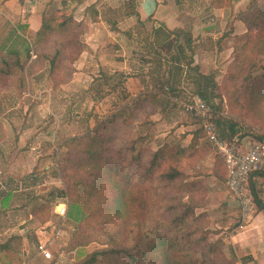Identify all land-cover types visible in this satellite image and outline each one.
Returning a JSON list of instances; mask_svg holds the SVG:
<instances>
[{
    "label": "trees",
    "instance_id": "1",
    "mask_svg": "<svg viewBox=\"0 0 264 264\" xmlns=\"http://www.w3.org/2000/svg\"><path fill=\"white\" fill-rule=\"evenodd\" d=\"M222 2L214 0L212 4L219 6ZM68 3L69 0H62L59 8L41 13L40 27L31 42L17 35L19 46L0 44V91L13 90L15 97L20 98L40 63L48 64L53 89L73 78V63L84 48L79 37L87 31V24L84 18H74ZM98 16L96 11L91 20L97 21ZM239 19L246 31L232 37L234 56L221 79L224 94L232 92L236 98L239 116L250 120L255 116V104L262 102L259 95L264 92V65L260 64L264 57V0L243 12ZM138 22L145 27L144 22ZM150 28L145 38L147 49L155 51L157 57L167 49L170 54L164 58L171 62L173 79H177L183 70L181 62L189 66L192 62L182 56L179 41L186 39L189 44L190 38L185 32L181 35L164 25L151 24ZM114 75L121 77L119 85L129 76L118 72ZM204 80L212 90L217 85L213 79ZM197 93L209 99L210 94ZM128 124L122 114L112 113L98 120L92 129L65 140L66 150L58 160L57 175L64 183L61 196L67 200V217L79 224L62 250L89 249L77 256L73 264H236L235 257H228L217 242L209 239L208 214L197 213L206 205L208 188L191 179L188 171L206 155L199 146V138L205 135L203 127L194 131L188 147L179 145L169 153L161 148L139 149ZM0 131L4 138L1 125ZM212 175L226 182V165L217 152ZM260 176L264 177V172ZM251 191L255 212L264 210V201L253 183ZM51 208V202L45 201L35 206L32 214L45 223ZM89 226H99L97 230L105 239L102 235L89 236ZM92 243L97 246L91 248Z\"/></svg>",
    "mask_w": 264,
    "mask_h": 264
},
{
    "label": "crops",
    "instance_id": "2",
    "mask_svg": "<svg viewBox=\"0 0 264 264\" xmlns=\"http://www.w3.org/2000/svg\"><path fill=\"white\" fill-rule=\"evenodd\" d=\"M21 1L3 0L1 10H4L3 14L6 17L15 19L17 22L16 24L13 23L14 28L10 34L13 33L15 38L19 35L28 39V35H34L40 27L42 12L37 6L33 7L32 4L27 6L26 0H24L25 6H22L23 2ZM77 1V3L82 2L81 0ZM97 1L99 0L87 3L86 7L95 4ZM213 1H133L134 11L138 16L137 19L144 22L146 27L151 26V24L155 27L164 25L169 30L177 31L178 34L183 35L182 32H185L186 38H190L189 44L185 42L186 39L179 41L182 56H186L189 58L187 61L191 59L192 62L190 66L181 62L183 70L178 74L177 79H173L170 61L167 62L161 57H148L147 50L145 51L143 48H141L142 51L135 50L134 41L130 40L135 34L128 31L124 34L127 37L125 44L113 43L115 44L113 49L115 53L104 52V48L107 47L108 43L96 44L98 49L94 50L100 63H96L95 67H92V59L95 56L92 51L95 44L88 41L90 48H87L76 62L77 72L73 77V81L79 79L78 75L83 74L80 70L81 67L77 66L78 64H81L83 68L89 66L92 70L90 73L94 76H97L95 73L100 71V67L112 73L117 71L129 75L123 83L124 87L121 88V96H105L97 102L95 107L99 106L103 111L109 108V110L104 111L106 117L118 112L124 118L129 119L131 112L134 116L135 112L140 113L142 106L147 103L153 104L155 109L152 111L154 114L151 119L155 122L149 123L151 127L149 132L143 133L142 131L137 138L149 137L148 134L152 133L154 129H163L166 123L178 118L177 113L174 114L172 111L179 98L180 88H184L182 84H184L185 79H193L190 85L195 84L194 88L197 92L212 91L211 84L209 85L207 81L205 84L204 79L219 78L218 75L223 72L220 68L227 66L232 59V37L241 35L246 31L244 24L238 17V13L243 10L242 4L245 6L246 0H231L229 5L226 4L227 0H223L219 6H214ZM42 2L43 10L45 8L50 9L53 6L56 8L61 6V0H42ZM35 3H40V0H35ZM35 7H37V10ZM95 8L98 10V18L102 19L103 12H105L102 9H105V7L103 6L100 10L97 9V6ZM24 10L29 12L27 19L20 16ZM85 14L89 18L88 13ZM129 18H132L130 14ZM100 23L103 24V21L101 20ZM14 29L16 30L14 31ZM105 32L106 30L101 33L104 35ZM101 33L96 32V35L98 36ZM144 40L141 41L142 45H145ZM2 43L9 46L11 41ZM13 45L17 47L19 43ZM130 48L133 49L130 50ZM138 48L140 49V46ZM138 55L140 58H149L145 60L146 64L141 62L142 60L137 57ZM146 66H153L154 69L148 73L149 75L143 76ZM193 67H195V70L191 69ZM157 72L159 76H157ZM144 77L148 79H144ZM29 80L27 91L20 97L22 100L20 101L18 97L14 96L15 102L21 103L19 106L26 105L29 100L28 97L32 95L31 83L33 79ZM159 81H168L169 94L158 93L156 85ZM109 82L112 85L117 83L114 79H110ZM95 84H93V87L96 91L95 94H97L98 88L94 86ZM6 92L15 95L13 90L2 91L0 94ZM93 112L95 113V111ZM159 115H164L165 118L160 121ZM181 121L182 119H179L172 125H177L174 137L178 136L179 140L181 139V143H177L181 147H188L193 138L195 127L186 123L179 124ZM19 133L20 131L16 130V136L13 140L0 141V264H12L10 260L14 257L19 258L20 262L18 264H61V258L72 252L62 250L68 240L66 236L63 237L65 233L67 235V231L61 228L67 218L68 206L66 198L61 196V191H63L61 180L52 167L54 162L56 167L55 155L58 152L56 151L57 154L54 152L53 157H51L52 151H45V147L50 146L51 142L44 144L42 140L38 139L29 141L27 138H22V136H25V132L20 135ZM167 134L168 132L159 134L162 136L161 140L165 139ZM59 138L56 135V141ZM153 142L155 143V141ZM57 145L61 149V142H58ZM199 146L204 148L206 155L196 166L198 171L195 172L194 169H191L188 173L191 179L202 182L208 188L204 211L209 215L211 229L215 228L218 231L214 236V240H219L225 252L236 258L237 264H264V210L255 212L249 222L245 224L237 222L235 219L239 209L229 207L228 202L232 198L226 189L225 183L220 182L212 175L216 151L213 147L210 148L208 141L204 138L199 139ZM253 184L256 190H259L260 197L264 199V177L255 176ZM45 201L52 204L51 216L45 223H41L32 214V209ZM62 205L67 208L64 216L57 213ZM39 242L48 243V249L53 257L58 252L56 259H46L39 254L37 251Z\"/></svg>",
    "mask_w": 264,
    "mask_h": 264
},
{
    "label": "rangeland",
    "instance_id": "3",
    "mask_svg": "<svg viewBox=\"0 0 264 264\" xmlns=\"http://www.w3.org/2000/svg\"><path fill=\"white\" fill-rule=\"evenodd\" d=\"M81 1L82 2L77 3L78 2L77 0H69V3H68L69 6L67 8L68 9L73 8V16H76L77 18V19L75 18L76 20L80 21L84 18V21L87 24V31L81 34L79 38L81 39V42L84 45L83 52H85L87 48H90V46L88 45V41H91L92 44H95L93 47L92 54L95 55L96 57L94 56L92 59V67H95L96 63H100L97 59V54L95 52V50L98 49L96 48V44L97 43H103V44L108 43L107 47L104 48L105 49L104 52L110 53V54L115 53L113 52V49L115 46V44L113 43H119L121 45L125 44L127 37L124 34L127 33L128 31L131 33L133 32L135 34L130 39L131 41H134V44L133 43L132 44L135 46V50L137 49V51H140V50L142 51L141 48H143L145 51L147 50L149 54V56L148 55L146 56L152 57V58L157 57V53L155 51H152L151 49L149 51L147 49V46L142 45L141 43L143 39L145 38L147 39V32L151 30L150 28L151 26L149 25L148 27L146 26L144 27L139 24L138 22L139 20L137 19L138 16L137 14H135L134 7H133L134 0H105L104 2H102L103 0H99L95 4H91L90 6H87V7H86V4L91 3L94 0H88L86 3L84 2L85 0H81ZM259 1L260 0H246L245 6L242 4L243 10L238 13V17L243 12L249 11L252 8H254L255 5ZM2 2L3 0H0V43L11 41V44H9V46L15 43L18 45L19 43L18 37L15 38V35L13 33L10 34L12 29L14 28L13 23L16 24L17 22L15 19L6 17V15L3 14L4 10H1ZM21 2H23L22 6H25L24 0H22ZM25 3L27 6L31 4L33 5V7L37 6L38 9L41 10L42 13L43 12L50 13L52 10L56 9V7L53 6L50 9L45 8L43 10L42 0H40V3H35V0H26ZM230 3H231V0H230ZM96 6L98 7L97 9L99 10L104 6L105 9L103 8L102 10H105V12H103L102 19H98L97 21H92L91 17L96 11H98L95 8ZM37 7H35L36 10H37ZM84 7L86 8L84 9ZM28 13L29 12H27V10H24L20 16H23L24 18L27 19L29 15ZM85 13H88L89 18L87 17ZM129 14L130 16H132V18H129ZM101 20L103 21V24L100 23ZM105 30L106 32L103 35L102 33ZM96 32L97 33L102 32V33L98 34L97 36ZM34 36L35 34L28 35L27 40L31 42L34 39ZM121 38L123 39L121 40ZM138 46H140V49L138 48ZM131 49L133 48H130V50ZM161 53L163 55L160 54L159 57H162L164 60H165L164 57L170 54V52H168L167 49H164L163 52ZM231 55L233 58L234 51ZM137 57H139V55ZM148 57L147 58L139 57V58L142 60L141 62L143 64L144 63L146 64L145 60H148L149 59ZM32 58L33 59L35 58L34 54L32 55ZM79 58L75 60L73 63L76 69V72H77L76 62L79 60ZM260 64L264 65V57L262 58V61ZM77 66L81 67L80 70L81 72H83V74L81 73L80 75H78L79 79H74L73 81V78H72L69 82L62 84L58 89H53L52 88L53 83L48 74V64H45V63L38 64L36 66L37 71L34 72L29 77V79H33L32 83L34 84L31 83V90H32L31 94L32 95L28 97L29 100L26 103V105L24 104V105L19 106L21 103L15 102V98H14L15 95H12L7 92L4 94H0L1 95L0 96V113H1L0 114V125L3 131L5 132L4 138L0 136V138H2L0 139V141H3L5 139L6 141L13 140L14 136H16L15 135L16 130H19L20 131L19 135L25 132L26 134L25 136H22V138L24 139L27 138L29 141L38 139V140H42L44 144L51 142L50 146L47 145L45 147V151L47 150L52 151L51 157H53L54 152L56 154L58 152V154L55 155L56 156V167L54 164L55 162L52 164L53 169L56 170V174L58 170L57 168L58 160L62 157V155L64 154L66 150V147L64 145L65 140L69 137H72V135L76 136V135H81L85 133L87 129H92L98 120L105 118L106 112L104 111L109 110V108L104 109V111L99 106L96 108L95 106L97 102L101 101L102 98H105V96H109V97H112V96L115 97L116 95L118 97L121 96V93H122L121 88L124 87L123 84L119 85V80L121 77L118 75L117 76L114 75V73H116L117 71L112 73L109 70H105V69L103 70V68L100 67L99 68L100 71L98 72L96 71L95 73V75L97 74V76H94L93 74L90 73V71L92 70L89 66L87 68L86 67L83 68L81 64H78ZM227 66L225 67L223 66L222 68H220L223 72L218 75L219 76L218 79H213L214 82L217 83L216 87H214V89L211 92L204 91L206 92L207 95L210 94L208 100H205L201 96H199L196 89L194 88L195 84L193 86L190 85L193 82V79H185L184 84H182L184 88H180L179 98L176 101V104L172 111L174 114L177 113L178 118L176 120L170 121L169 123H166L163 126L164 127L163 129H160V130L154 129L152 133L148 134L149 137L146 136L144 137V139H142L141 137H140L141 139L137 138L140 135L139 133H142V131L143 133L149 132V130L151 129L149 123L155 122L151 119V116L154 114L152 113V111L155 109V106L151 103H147L145 106H142L140 113L135 112L133 116V112H131L129 119L127 118L126 119H127V122L130 123L128 124L129 133L131 132L132 136L138 141L137 147L143 150H148V149L156 150V149L161 148L169 153L174 151V149H176V147H178L179 144L181 143L180 141L181 139L179 140L178 136L174 137L175 136L174 132L176 130L175 128L177 127V125L176 126H172V125H174L175 121H179V119H182V121L179 122V124L186 123V124L194 125L195 127L194 131L198 130L200 127L202 128L203 121L193 117L190 114L185 113L181 107L182 102H185L188 99H192L193 97H199L201 98V100L205 101L209 105L211 109V114H210L209 119L215 124L220 137H223L224 139H231L234 137L235 138L250 137V138L258 139L259 136L263 137L264 136V92H261V94L259 95L261 97L262 102L255 104V116L254 117H252L250 120H247L239 116L238 111L236 109L235 96L233 95L232 92H230V94L226 96L222 88L221 78L226 73ZM153 69H154L153 66H146L144 71H147V72L143 71L144 73L143 76L149 75L148 73L152 72ZM212 70L214 71V69ZM212 70L211 72H213ZM75 73L73 74V77ZM118 73H121V72H118ZM158 74L159 73L157 72V76H159ZM110 79L116 80L117 83H115L114 85L109 84ZM144 79H148V78L144 77ZM29 83H30V80H29ZM93 84H95L94 86L98 88L97 94H95L96 91H95V88L93 87ZM156 87L158 89V93L165 94V95L169 94L168 84H165L164 82L159 81ZM1 92L2 91H0V93ZM101 93H104V94L102 95ZM163 98L165 99V97ZM18 99L20 101L22 100L21 98H18ZM161 104L163 105L162 102ZM2 105L4 106V111H3ZM26 107L28 108L27 111H26ZM93 111H95V113ZM149 112L151 113L148 114ZM10 114L11 116H9ZM158 117L160 118V121L162 118H165L164 115L162 116L159 115ZM232 125H236V126H234V128L231 129ZM5 127L7 128L8 132L6 131ZM140 127H142L141 130H140ZM29 129L30 131H28ZM167 132L168 134L166 138L161 140L162 136L159 134L167 133ZM56 135L60 137L58 141H56ZM202 138L206 139L205 135L201 136L199 139H202ZM153 141L157 143L155 144ZM58 142H61V149L57 145ZM208 145L210 146V148H212L209 142H208ZM193 169L195 172L198 171L197 167ZM55 170H54V173H55ZM42 181L44 182L43 179ZM61 184L64 189V183L62 180H61ZM258 195H259V190H258ZM260 199L262 198L260 197ZM262 200L264 201V199ZM204 208L198 209L197 213L204 211ZM123 211L124 209H121V212ZM80 216H82V213ZM208 218H209V215H208ZM235 220L237 222L242 221L240 217V212L236 213ZM249 220L243 223L245 224L249 222ZM78 224L79 223L77 222V220L67 217L66 221L64 222V225L61 227V228H64L65 231H67V235L65 233L63 237L66 236L69 239L72 233L71 230L74 231L78 227ZM97 229H100V227L98 226V228H94L92 226H89V228L87 229L89 233L88 235L89 236L92 235L93 237L102 235V239H105V235L98 232ZM208 230L210 231L209 236H208L209 239L214 242H217L220 246V249L224 251V253L228 257H233L232 255L227 254L225 252V249L219 243V240L217 239L214 240L215 239L214 236L215 234L218 233V231H216L215 228L211 229L210 219H209ZM96 246L97 245L95 243H92L90 247L94 248ZM87 250L89 249H81V250L66 254L64 258H61V262H62L61 264H73L77 256L83 254ZM57 253L58 252L55 253L54 257L52 254L51 260L56 257ZM10 262L12 264H18L20 260L19 258L14 257V259L12 258ZM236 264H237V260H236Z\"/></svg>",
    "mask_w": 264,
    "mask_h": 264
},
{
    "label": "built area",
    "instance_id": "4",
    "mask_svg": "<svg viewBox=\"0 0 264 264\" xmlns=\"http://www.w3.org/2000/svg\"><path fill=\"white\" fill-rule=\"evenodd\" d=\"M181 107L185 113L203 121L205 138L225 162V186L230 197L239 202L241 222L249 220L256 210L251 191L253 178L264 172V140L241 137L229 141L220 137L215 124L209 119V105L199 97L182 102ZM66 210L62 205L57 213L64 216ZM37 251L46 259L52 258L47 242H39Z\"/></svg>",
    "mask_w": 264,
    "mask_h": 264
},
{
    "label": "water",
    "instance_id": "5",
    "mask_svg": "<svg viewBox=\"0 0 264 264\" xmlns=\"http://www.w3.org/2000/svg\"><path fill=\"white\" fill-rule=\"evenodd\" d=\"M228 205L231 208H235V209L239 208V202L236 199H232L231 201H229Z\"/></svg>",
    "mask_w": 264,
    "mask_h": 264
}]
</instances>
